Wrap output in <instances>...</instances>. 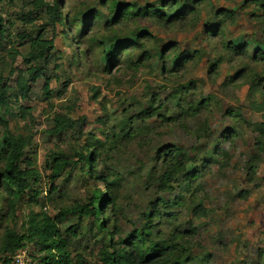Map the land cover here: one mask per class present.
Here are the masks:
<instances>
[{
  "label": "rangeland",
  "instance_id": "obj_1",
  "mask_svg": "<svg viewBox=\"0 0 264 264\" xmlns=\"http://www.w3.org/2000/svg\"><path fill=\"white\" fill-rule=\"evenodd\" d=\"M173 1L61 0L63 27L51 20L53 0H0V73L11 87L0 116L14 134L33 136L21 166L31 159L40 174V194L29 190L13 206L0 186V247L32 212L56 216L109 190V207L61 224L73 258L101 264L103 248L129 246L143 230L168 264H264V0ZM24 33L56 40L28 100L11 75L29 67ZM60 114L86 117L83 131L53 133ZM3 129L0 119V174ZM89 147L92 168L79 159ZM168 148L185 156L170 177ZM58 156L71 164L51 183ZM73 225L77 236L66 232Z\"/></svg>",
  "mask_w": 264,
  "mask_h": 264
},
{
  "label": "trees",
  "instance_id": "obj_2",
  "mask_svg": "<svg viewBox=\"0 0 264 264\" xmlns=\"http://www.w3.org/2000/svg\"><path fill=\"white\" fill-rule=\"evenodd\" d=\"M61 0H53V3L47 4L48 11L50 13L51 20L54 23H59L65 27L68 23L63 15L61 8ZM178 3L174 0L172 4ZM185 9V8H183ZM148 11L165 15L161 13V9H157L154 6L149 7ZM184 10L177 9L176 16L183 14ZM125 15V12H123ZM6 28L4 26V18L0 15V34L4 35ZM67 35V33L65 32ZM24 38H28L30 42V50L25 57L26 64L29 65L27 72L12 70L11 75L18 74L17 77V96L22 100H28L32 92V86L39 78L43 76V66L40 64L42 60L47 58L48 53L56 48L55 39H47L44 33L38 34L36 37H30L24 33L21 35ZM19 51H15V55H19ZM113 52L110 54V56ZM262 57L264 58V49L262 50ZM14 56V58H16ZM50 79L46 81L44 86L45 94L51 96ZM11 87L7 78L3 72L0 73V106H8L10 104ZM259 110H264V105L257 107ZM21 113L24 117L30 115L31 111L26 108H21ZM150 111H145L146 115ZM1 123L4 126L2 140L5 149L4 160L5 164L0 174V186L6 191L8 197L13 201L22 197L27 191L31 190L37 195L40 194L38 189H33L34 183H37L40 179L39 172L34 168L33 161L26 159L25 167L23 163V156L26 148L30 146L32 142V135H16L10 127L9 122L1 118ZM55 126L52 132L60 134L67 130L83 131L86 117L74 119L66 115H56L54 117ZM260 133L264 136V121L260 124ZM172 154L171 161L169 163V171L166 175L172 176L176 169H180L184 166L183 161L185 159L184 154L180 149L171 148ZM170 152V153H171ZM97 152L93 148H88L85 154H80V160L85 162L86 165L93 167L97 161ZM71 164V161L58 156L53 159L52 169L55 170V174L52 175L50 182L54 183L57 178L63 173V171ZM167 176V180L169 179ZM57 191L55 184L51 185L49 192L52 194ZM113 196L109 190L105 193L99 190L97 194L91 200V204L81 205L75 204L71 208H61L56 216H51L47 212H32L29 214L24 222V228L22 231L7 230L4 235L2 246L0 247V264H14L15 253L21 248H27L30 252V257H33L32 248L38 250L40 253L39 258L42 264H88L82 255H79L77 259L72 257L70 247V241L65 237L61 224L68 218L70 214H97L99 211H103L111 205ZM150 227V225H149ZM77 226L73 225L66 230L68 234L77 236ZM148 231L136 230L132 235L133 241L129 246L121 247L110 251L108 248L101 250V264H168L169 254L166 253V248L160 244H148ZM32 264H35L34 258H32Z\"/></svg>",
  "mask_w": 264,
  "mask_h": 264
},
{
  "label": "built area",
  "instance_id": "obj_3",
  "mask_svg": "<svg viewBox=\"0 0 264 264\" xmlns=\"http://www.w3.org/2000/svg\"><path fill=\"white\" fill-rule=\"evenodd\" d=\"M14 264H32L29 250L27 248H21L16 251Z\"/></svg>",
  "mask_w": 264,
  "mask_h": 264
}]
</instances>
